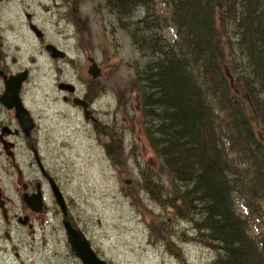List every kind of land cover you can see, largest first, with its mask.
I'll use <instances>...</instances> for the list:
<instances>
[{
    "label": "trees",
    "instance_id": "16d2710c",
    "mask_svg": "<svg viewBox=\"0 0 264 264\" xmlns=\"http://www.w3.org/2000/svg\"><path fill=\"white\" fill-rule=\"evenodd\" d=\"M164 2L166 16L155 0H105L146 57L128 93L165 179L147 169L143 189L192 224L212 264H264V241L247 229L252 209L264 217V0Z\"/></svg>",
    "mask_w": 264,
    "mask_h": 264
},
{
    "label": "rangeland",
    "instance_id": "374dc122",
    "mask_svg": "<svg viewBox=\"0 0 264 264\" xmlns=\"http://www.w3.org/2000/svg\"><path fill=\"white\" fill-rule=\"evenodd\" d=\"M166 5L164 0H155L154 9L166 16ZM26 12L32 14L37 27L32 24L29 28ZM128 20V28L133 27L135 18L129 16ZM119 23L116 10L108 9L105 0H2L1 34L7 49L20 59L21 68L31 70L38 96L52 103L48 110L53 120L47 138L49 165L65 194L72 222L109 264H212L215 252L198 239L192 224L174 216L170 207L163 208L143 189L147 169L155 182L165 178L157 177L159 159L136 121L138 99L134 92L128 93L132 67L142 65L146 57L140 55ZM229 30L232 37L237 35L232 27ZM174 34L171 26L163 29L167 40ZM46 43L65 50L68 58L51 59L43 48ZM84 52L96 57L101 67L100 77L93 82L100 132L76 110L70 107L68 111L56 102L60 95L56 80L72 82L81 91L88 86ZM58 70L66 73L58 78ZM76 71L84 78L83 83ZM110 134L117 136L114 143L108 139ZM236 212L241 218L247 217L240 207ZM247 219L249 234L260 247L264 217L252 209ZM55 229L61 232L59 224ZM58 232L53 264H77Z\"/></svg>",
    "mask_w": 264,
    "mask_h": 264
},
{
    "label": "flooded vegetation",
    "instance_id": "af4514ba",
    "mask_svg": "<svg viewBox=\"0 0 264 264\" xmlns=\"http://www.w3.org/2000/svg\"><path fill=\"white\" fill-rule=\"evenodd\" d=\"M25 16L29 19V28L33 27L32 14L26 12ZM1 32L2 0H0V264H53L54 240L58 232L55 224L60 225L61 232H58V235L60 234V241L66 246L70 247L66 238L64 225L66 221L75 229L81 230L87 239L88 237L69 218L65 194L49 165L47 138L53 130V120L48 110L52 103L38 96V86L31 81L33 78L31 70L18 65L20 59L8 51L5 35ZM48 44L50 43H46L43 48L51 59L68 58V53L59 48L65 55L52 58L46 48ZM84 53L90 65L88 58L92 56L88 52ZM92 58L94 64L101 69L97 58L94 56ZM64 73L66 72L58 70L56 76L59 78ZM76 73L78 74V71ZM81 73L84 76V73ZM78 76V81L83 83L84 78L79 74ZM88 79V86L83 91L72 82L56 80L57 92L61 95H57L56 102L66 107L68 111L71 107L77 114L83 116L82 106L75 104L73 98L77 96L84 100L87 103L86 110L90 112L89 119H85L84 116L83 118L92 123L96 132H100L102 123L95 116L97 109L94 107L97 89L93 85L94 80L91 77ZM63 82L72 84L74 89L60 86ZM55 184L65 199V214L55 201ZM89 243L94 253L109 264L90 241ZM73 262L82 264L74 253Z\"/></svg>",
    "mask_w": 264,
    "mask_h": 264
},
{
    "label": "water",
    "instance_id": "95a60500",
    "mask_svg": "<svg viewBox=\"0 0 264 264\" xmlns=\"http://www.w3.org/2000/svg\"><path fill=\"white\" fill-rule=\"evenodd\" d=\"M46 48L52 58H57L58 55H65L61 50L52 44H48ZM88 60L90 61V65H88V74L92 79H97L101 75V70L97 65L94 64V59L92 57H89ZM60 86L71 87L74 89V86L70 83H61ZM71 88L70 91H72ZM73 102L82 106L84 118L89 119L88 114L90 111L86 110L87 103L77 96L73 98ZM54 197L56 203L61 207V210L65 214V199L56 184L54 187ZM64 225L67 235L66 238L70 248L75 256L81 260L82 264H107L104 259H100L94 253L88 239L81 230L75 229L69 221L64 222Z\"/></svg>",
    "mask_w": 264,
    "mask_h": 264
},
{
    "label": "bare ground",
    "instance_id": "6f19581e",
    "mask_svg": "<svg viewBox=\"0 0 264 264\" xmlns=\"http://www.w3.org/2000/svg\"><path fill=\"white\" fill-rule=\"evenodd\" d=\"M138 50V49H137Z\"/></svg>",
    "mask_w": 264,
    "mask_h": 264
}]
</instances>
